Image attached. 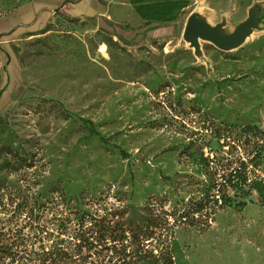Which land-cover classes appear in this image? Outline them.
I'll use <instances>...</instances> for the list:
<instances>
[{
  "label": "rangeland",
  "instance_id": "obj_1",
  "mask_svg": "<svg viewBox=\"0 0 264 264\" xmlns=\"http://www.w3.org/2000/svg\"><path fill=\"white\" fill-rule=\"evenodd\" d=\"M133 5L0 0V227L21 254L4 263L264 264V157L231 206L181 216L203 158H250L239 130H264V0H171L166 21ZM191 15L255 27L196 50Z\"/></svg>",
  "mask_w": 264,
  "mask_h": 264
},
{
  "label": "trees",
  "instance_id": "obj_2",
  "mask_svg": "<svg viewBox=\"0 0 264 264\" xmlns=\"http://www.w3.org/2000/svg\"><path fill=\"white\" fill-rule=\"evenodd\" d=\"M81 120L90 123V135L97 136L102 143L105 142V138L94 129L91 121L82 118ZM239 134L245 135V140L248 139L252 143L251 148L247 151V154L251 155L250 158H228L223 155L218 158H203V164L211 180L205 184L203 195L191 202L186 212L181 214L182 217L188 214L207 212L213 205L231 206L233 201L229 191H244L246 187H250L251 171L254 166L260 164L264 157V130H261L255 123H245L240 128ZM121 154L125 157L127 153L121 150ZM241 204L245 203L241 202ZM4 205L2 187L0 186V207ZM4 235L3 228L0 227V264H5L6 257L20 254L5 239ZM53 256V250H42L40 254L43 259H51Z\"/></svg>",
  "mask_w": 264,
  "mask_h": 264
},
{
  "label": "water",
  "instance_id": "obj_3",
  "mask_svg": "<svg viewBox=\"0 0 264 264\" xmlns=\"http://www.w3.org/2000/svg\"><path fill=\"white\" fill-rule=\"evenodd\" d=\"M222 24L212 26L205 20L191 15L187 18L184 28V39L196 50L200 49L199 39L211 42L220 50H230L239 46L255 27V20L252 16L247 21L237 26L230 34L221 33Z\"/></svg>",
  "mask_w": 264,
  "mask_h": 264
},
{
  "label": "crops",
  "instance_id": "obj_4",
  "mask_svg": "<svg viewBox=\"0 0 264 264\" xmlns=\"http://www.w3.org/2000/svg\"><path fill=\"white\" fill-rule=\"evenodd\" d=\"M170 4L171 0H134L133 9L144 21H166L175 14Z\"/></svg>",
  "mask_w": 264,
  "mask_h": 264
}]
</instances>
